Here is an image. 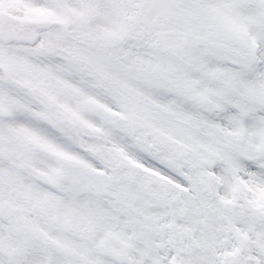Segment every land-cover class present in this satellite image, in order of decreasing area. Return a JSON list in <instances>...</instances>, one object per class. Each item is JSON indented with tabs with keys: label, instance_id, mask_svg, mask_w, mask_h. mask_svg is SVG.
Listing matches in <instances>:
<instances>
[{
	"label": "snow or ice",
	"instance_id": "6c2138e0",
	"mask_svg": "<svg viewBox=\"0 0 264 264\" xmlns=\"http://www.w3.org/2000/svg\"><path fill=\"white\" fill-rule=\"evenodd\" d=\"M0 264H264V0H0Z\"/></svg>",
	"mask_w": 264,
	"mask_h": 264
}]
</instances>
